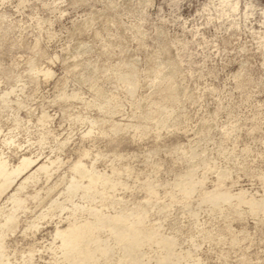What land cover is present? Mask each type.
Segmentation results:
<instances>
[{
  "label": "rangeland",
  "instance_id": "rangeland-1",
  "mask_svg": "<svg viewBox=\"0 0 264 264\" xmlns=\"http://www.w3.org/2000/svg\"><path fill=\"white\" fill-rule=\"evenodd\" d=\"M25 158L0 196L8 264L64 262L85 196L144 211L172 264H264V0H0V164ZM111 234L98 264H131Z\"/></svg>",
  "mask_w": 264,
  "mask_h": 264
},
{
  "label": "bare ground",
  "instance_id": "bare-ground-1",
  "mask_svg": "<svg viewBox=\"0 0 264 264\" xmlns=\"http://www.w3.org/2000/svg\"><path fill=\"white\" fill-rule=\"evenodd\" d=\"M32 164H33L32 159L25 158L23 162L18 166V168L16 169L14 168L8 173L7 164L5 162L1 163L0 178L3 175H5L7 176V179H6V183L0 189V196L12 184L14 179L20 176ZM42 168L46 169L44 168V166H41L40 169ZM38 172L39 170L35 172L34 175ZM34 175H31L30 178L28 177L25 179L24 183H22L21 185L22 189L25 188L24 184L27 181H29L31 178H33ZM194 189L195 188L186 187L181 190L186 196L187 195L189 196L193 193V191H195ZM90 190L91 188L87 187L85 194L87 192H90ZM233 196L234 195H231L228 192H224V191L218 192L215 190L205 193L203 198L209 201L212 200L213 202H216V200H220V199L222 200L223 198L225 201L229 202L233 198ZM85 198L88 199L87 203L89 202L90 203L87 205L77 204L75 205L76 210L89 209L91 210L92 214L95 216V219L94 220L86 219V221L84 222L75 221L74 225L70 227L68 230H59L57 232V237L61 240L60 248L63 249V253H64L63 255L65 259L64 262L59 264H92V263L98 264L100 255H105L109 252L108 244L104 242V239L101 236V232L105 229H108L115 236L116 242L122 246L125 252L130 254L131 259L130 258L129 259L131 264H148L147 260L144 259L145 252L142 251V248L146 243H150V242H158L159 244L162 245L164 249H166L165 252L159 255L158 262L155 264H172L174 257H172L171 250L174 245V240L172 238L159 235L158 230L150 229L147 232H145L143 229L144 227L141 226L144 223V217H145L144 211L142 212L138 211L136 213L137 215L136 218L132 220L131 216L133 214L129 215L125 213H118L115 215H110L107 214L104 209L99 208L96 205H92L91 201H93V199H89V196H85ZM21 201H22L21 198L17 196L13 197V204H14L13 212L8 216L6 221L3 223V228L13 227L12 223H14L17 219V215L15 214L19 209L17 206L19 205L18 203ZM243 201L244 200L242 199L240 200V202ZM249 201L252 204V207L257 205V203H255L254 200H249ZM4 237H5V230H2L0 235V264H8L7 263L8 261H5L6 259L5 260L3 259V255L5 254V250H4L5 246L3 243Z\"/></svg>",
  "mask_w": 264,
  "mask_h": 264
}]
</instances>
